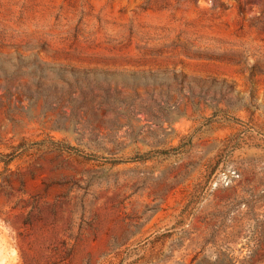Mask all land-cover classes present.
I'll return each mask as SVG.
<instances>
[{
	"label": "rangeland",
	"instance_id": "obj_1",
	"mask_svg": "<svg viewBox=\"0 0 264 264\" xmlns=\"http://www.w3.org/2000/svg\"><path fill=\"white\" fill-rule=\"evenodd\" d=\"M0 154V264H264V0H0Z\"/></svg>",
	"mask_w": 264,
	"mask_h": 264
},
{
	"label": "trees",
	"instance_id": "obj_2",
	"mask_svg": "<svg viewBox=\"0 0 264 264\" xmlns=\"http://www.w3.org/2000/svg\"><path fill=\"white\" fill-rule=\"evenodd\" d=\"M18 148V147H16ZM3 157H7L8 159L4 160ZM16 155L10 154L9 156H3L0 154V163H3L4 165H8L14 158H16Z\"/></svg>",
	"mask_w": 264,
	"mask_h": 264
}]
</instances>
